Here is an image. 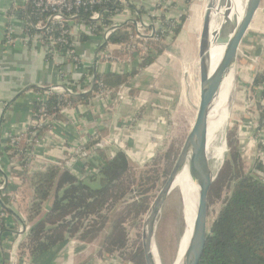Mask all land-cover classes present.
Instances as JSON below:
<instances>
[{"label": "trees", "instance_id": "obj_1", "mask_svg": "<svg viewBox=\"0 0 264 264\" xmlns=\"http://www.w3.org/2000/svg\"><path fill=\"white\" fill-rule=\"evenodd\" d=\"M138 10L147 11L144 6ZM22 16L23 13L20 14V17ZM128 37L127 31L118 28L108 41L116 45ZM81 40L87 42L89 37L83 36ZM158 46L159 44L155 43L156 52L143 55L142 60L136 62L128 71L95 73V79L102 80L113 93L110 107L115 104L120 85H129L141 80L144 77L141 76L144 74L142 71L147 65L158 68L154 73V81L156 80L168 60L164 50ZM160 58L163 59L159 60ZM263 84L264 71L255 76L251 87L255 91ZM48 85L49 82L33 85L31 89L40 91ZM93 90L92 84L85 85L83 89H75L76 93L69 94L66 98L75 107L80 103L88 104ZM143 91V87H137L131 88L129 92L132 96H142ZM262 93L264 95V86ZM60 102V96L52 93L47 101V109L53 119L61 122L66 120V117L61 112ZM257 105L261 110V122L264 119V104L258 101ZM31 107L32 111L37 110L35 102H32ZM142 112L138 116H142ZM33 119L36 120L37 117L33 116ZM49 127L50 124L44 125L39 134L47 131ZM230 130L232 132L228 137V156L211 186L208 204L222 198L225 190L228 192L211 223L200 264H264V180L256 174V170H260L264 176V164L258 158L249 164L242 155L238 125ZM109 131V127H98L86 143L88 148H94V153L100 161L98 164L85 160L83 164L72 168L50 164L33 171L26 168L22 156H18L10 146L8 137H1L3 147H0V159L7 157L10 175L18 179H28L33 188L28 219L34 222L28 230L23 246L34 264H51L73 237L86 244L102 237L98 251L100 257L103 254H107V257L117 255L128 264H143L139 249L130 243L126 217L133 213L143 215L148 208L149 199H140L134 194L138 190L140 194L145 189L142 186V189L132 187L131 163L126 150L117 148L114 156H110L105 148L97 146L101 138L109 135ZM28 138L29 133L24 132L20 144L22 148L27 146ZM258 146L261 147L259 143ZM16 156L18 162H12ZM175 157V151L168 152L167 159L170 164ZM152 159L158 162V157ZM87 166L96 167L97 171L90 173L86 169ZM4 172L0 167V175ZM15 189L16 185L1 190L2 202L6 203L5 200ZM47 202L50 206L42 214ZM5 209L8 211L6 207ZM106 229L107 232L104 233ZM0 231V243L4 244V237L11 229L5 222L0 224ZM4 255L7 264L10 253L6 247Z\"/></svg>", "mask_w": 264, "mask_h": 264}, {"label": "built area", "instance_id": "obj_2", "mask_svg": "<svg viewBox=\"0 0 264 264\" xmlns=\"http://www.w3.org/2000/svg\"><path fill=\"white\" fill-rule=\"evenodd\" d=\"M142 6L146 7V12L138 10ZM183 13L184 10H181L174 0H160L152 5L145 0H9L5 29L7 40L13 41L17 37L26 48L42 52L51 65L49 85L35 91L34 102L37 110L32 111L31 117L21 123L16 130L13 129L7 134L10 146L18 156H22L29 171L40 168V164L36 162L38 156H41L36 148L37 144L43 146L45 141L48 143L49 136H54L56 126L60 123L48 112L47 101L50 95L56 93L60 96L61 112L66 119L69 116L70 123L74 125L78 123L76 113L79 114L82 108L90 106L98 110L101 107L106 111L113 93L102 80L95 79V73L113 69L118 72L128 71L136 62L142 60L143 55L156 51L150 47L155 43H158L159 47L164 45V53L174 56L172 51L177 49L175 43L178 44V36L182 30ZM118 28L129 33L128 39L116 45L109 43V38ZM83 36H88L89 40L82 42ZM89 84H92L94 90L88 104L80 103L75 107L67 100L66 96L76 93L75 89H83ZM263 86L264 84L259 88L263 90ZM137 87L136 83L120 85L115 99L117 110L120 112L125 110V104L133 105L135 110L142 108L145 101L139 96H132L129 92L131 88ZM258 101L264 104L263 100ZM99 114L96 124L101 121L103 126H107L105 119L108 114L100 111ZM33 116L37 119L34 120ZM260 117L261 112L256 117L258 121L256 134L261 130L264 134V119L260 122ZM47 124H50L48 130L39 134L40 129ZM99 126L100 123L97 128ZM97 128L95 125L91 132L78 137L75 143L57 158L50 159L42 155L43 163L47 161L60 166L65 164L71 168L83 164L85 160L98 164L100 161L94 153V148L86 146ZM24 132L29 133V138L26 141L27 146L22 148L20 144ZM258 143L259 151L256 158L264 164V141ZM49 144L52 145V142L49 141ZM114 144L116 143H113L108 135L101 138L97 146L105 148L108 155L114 156L116 152V149H113ZM117 144L119 148L130 153L123 140ZM18 156L12 162H18ZM86 169L90 173L97 171L96 167L87 166ZM256 174L264 180L260 170H256ZM0 188H4V185L0 184ZM18 199L17 193L11 194L8 197L10 201L8 204L14 207ZM7 216L8 211L0 199V224L6 222ZM13 235L14 232L6 236L7 243L13 244ZM0 248L4 249L2 243ZM6 248L11 249L12 246ZM14 264L33 263L18 259Z\"/></svg>", "mask_w": 264, "mask_h": 264}, {"label": "rangeland", "instance_id": "obj_3", "mask_svg": "<svg viewBox=\"0 0 264 264\" xmlns=\"http://www.w3.org/2000/svg\"><path fill=\"white\" fill-rule=\"evenodd\" d=\"M177 1L179 3L182 2L181 0ZM206 2L207 0L186 1L184 4L185 13L182 14L183 19H181L182 30L180 36H178V44L176 45L177 42L175 43L177 49L176 51H172L174 56H168L164 53L168 56L169 61L170 59L174 60L173 64H175L179 70L177 82L179 87L176 86L177 83L175 81L176 84L172 83L177 90L178 102H176L178 104L175 112L170 114L165 120L162 138L158 142L154 138H149L151 143L155 142V147L150 153L143 152V149H146L148 144L145 142L147 140H143L137 147L135 146L132 149L127 147L130 150L128 157L131 163L130 172L133 176L132 187L139 188L142 186L143 189H145V191L140 194L139 190L134 194L140 199L142 197H147L149 199L148 208L143 215H136L133 213L126 217V225L129 231V238L131 239L130 243L139 249L143 264H145V261L141 249V233L144 220L152 202L160 192L177 161L186 137L194 123L197 112L199 101V41ZM262 6H264V0L262 1ZM197 8H199L197 10L199 12L195 14ZM254 33L251 26L244 38V43L240 47L238 65L231 86L232 89L230 88L227 95L228 97H226L224 102L225 104L220 110V116L223 118L222 125L215 133L214 143L211 147L209 146L210 162L214 172L217 173L216 177L228 156V137L230 132H232L230 129L238 125L242 155L249 164H252L258 156V141L261 143L264 141L262 130L260 133L256 134L258 124L256 117L261 112L258 108L257 101H264V98H262V90L259 87L255 89L256 92L251 87L255 76L259 72L264 71V57L260 55L262 51L264 52V27L257 30L256 35L258 37H252ZM150 47L156 50L154 45ZM161 49L165 51L164 45H161ZM176 60H178L177 64ZM165 66H163V68ZM159 73L155 81L167 80L169 78L165 72ZM141 82H143V80H141ZM105 122L107 123L105 127H108L109 122H107V119H105ZM99 123V127H103L100 121L97 122L96 128ZM109 130V136L113 143H116L114 146L118 147L117 143L120 142L118 141L119 138H114L112 136L114 129L111 130L109 127ZM122 132H130L129 134L135 137V132L132 133L130 131L129 125L122 128ZM54 136L53 139L55 138L58 140V138ZM125 140L126 139H124L123 142ZM172 150L177 153V157H175L173 163L170 164L167 159V154ZM52 156H55V154H52ZM153 157H158V162L154 161V159H152ZM46 162L47 161L44 162L45 166L52 164ZM0 177L3 178L4 174L0 175ZM227 192L228 191L225 190L222 198L219 200L215 199L211 204H208L210 223L213 222L222 207L223 197H225ZM127 197H129V195H127ZM185 231L186 223L182 194L177 190H172L159 212L155 227V242L161 264H176L184 247ZM106 232L107 229L104 233ZM102 239L103 238L100 237L93 243H95V245L98 243L101 244ZM100 244L99 246H101ZM106 255L107 254H103L101 257L104 264H128L126 260H122L117 255L113 257H107Z\"/></svg>", "mask_w": 264, "mask_h": 264}, {"label": "crops", "instance_id": "obj_4", "mask_svg": "<svg viewBox=\"0 0 264 264\" xmlns=\"http://www.w3.org/2000/svg\"><path fill=\"white\" fill-rule=\"evenodd\" d=\"M145 1L152 5L158 3L160 0ZM181 1L179 3L177 0H174L175 4L181 10H184V4L187 0ZM8 7L9 0H0V121L2 120L0 124V137L7 136L9 131L16 130L21 123L31 117V104L35 98V91L31 87L49 82L51 78V65L45 59L42 52L26 48L17 37L13 41L7 40L5 29ZM198 9L195 10V14L199 12L197 11ZM252 24L253 32H255V35L252 34V37H258L256 35L257 30L264 27V6L262 4ZM260 55L264 57V52L262 51ZM161 59L163 58L159 60ZM173 61V59L169 61L168 58L166 66L160 70L162 73L165 72L171 80L167 77V80L154 81V73L158 68L147 65L143 69L142 73L144 74L141 76L144 77L140 78L143 82L141 80L134 82L138 87H143L144 89V95L139 96V98L145 101V104L139 110L133 109V105L131 104H125V110L121 112L117 110L115 104L111 108L109 106L106 111L101 107L98 109L100 113L105 112L108 114V127L111 130L114 129L112 136L119 138L120 141L126 139L124 142L127 147L132 149L135 146L137 147L143 140H147L145 142L148 144L146 149H143V152L150 153L155 147V142L151 143L149 138H154L157 142L162 138L165 120L170 114L175 112L178 104L177 90L172 83L178 82L179 70L173 64ZM177 62L178 60H176V64ZM176 86L179 87V84L177 83ZM9 102L10 104L8 105L7 103ZM98 110L90 106L86 109H80L79 114L76 113L78 118L76 125L70 123L71 120L69 119L71 118L69 116L65 121H59L60 123L56 126V133L54 134V137L58 138V140L49 136V141L50 143L52 142V145L49 144V141L48 143L45 141L46 143L43 146L37 144L36 148L39 151V155H41L36 160L37 164H40V167L44 166L43 159L41 158L42 155L50 159L61 156L70 145L75 143L78 137L91 132L96 125V121H98V116L100 117ZM141 111H143L142 116H138ZM127 125L130 126L132 133L135 132V137H132L129 134L130 132H122V128H125ZM0 147H3L1 140ZM117 148L119 146H113V149ZM52 154H55V156H52ZM8 165L9 161L7 157L0 159V167L5 171L3 179L0 177V184H3L4 188L16 185V189L10 195L17 193L19 199L14 207L8 204L10 202L8 200L10 195L5 200L6 203L2 202L7 209L13 210H8L6 224L11 229L8 235H11L12 232H14V235L12 236L13 244L9 242L6 244L7 239L4 237V249L0 248V264H6L4 255L6 246H12L11 249L7 248L11 254L7 264H14L18 259L22 262L33 263L23 246L28 230L34 222L28 219L29 208L33 199V188L26 179L23 180L11 176ZM49 206V202L44 204L42 214ZM99 244H86L73 237L58 253L51 264H104L98 255Z\"/></svg>", "mask_w": 264, "mask_h": 264}, {"label": "water", "instance_id": "obj_5", "mask_svg": "<svg viewBox=\"0 0 264 264\" xmlns=\"http://www.w3.org/2000/svg\"><path fill=\"white\" fill-rule=\"evenodd\" d=\"M230 3V0H223L224 5ZM261 4L262 0H241V17L238 12L236 21L230 17V14L226 16L225 22L221 26V36L226 43L221 60L213 72L210 71L209 64L211 13L210 11L206 13L199 41V101L197 112L177 161L160 192L152 202L144 220L141 233V249L145 264H161L155 242L156 221L166 198L173 190L175 178L185 167H188L189 176L196 185L197 190L194 189L191 194V200H194L196 208L195 226L190 236H188L182 264H200L201 262L211 228L208 197L217 175L210 162L208 145L210 118L211 114L221 110L226 97H228L230 84L226 85V79L230 74H233L234 81L240 47ZM223 89L226 90L224 91L225 94L222 93ZM7 104L9 105L10 102ZM1 122L2 120L0 124ZM2 189L0 188V191ZM184 218L186 223L185 207Z\"/></svg>", "mask_w": 264, "mask_h": 264}, {"label": "bare ground", "instance_id": "obj_6", "mask_svg": "<svg viewBox=\"0 0 264 264\" xmlns=\"http://www.w3.org/2000/svg\"><path fill=\"white\" fill-rule=\"evenodd\" d=\"M230 1H231L230 4L224 5L223 0H207L205 5L204 19L208 11H210L211 13L210 16L211 43H210V51H209V64H210L211 72H213L217 68L218 63L221 60L222 52L224 50L226 43L223 37L221 36L222 23L225 22L226 16L228 14H230V17L235 21H236L237 12L240 14V17L242 15V7L240 6L241 0H230ZM204 19H203L202 30L204 26ZM202 30H201V34H202ZM232 81H233V74H230V76L226 79V85L228 86L230 84L228 88V92L230 91V88L233 84ZM224 91L226 90L223 89L222 93L225 94ZM219 112H215L214 114H211L210 125H209L210 136L208 140V145L210 147L214 143L216 131L222 125L223 118L220 116ZM194 189L197 190V187L192 182L189 176L188 167H185L178 174V176L175 178V181L173 183V190H177L180 192V194H182L183 205L185 207V212H186V223H187L186 231L184 234L185 236L184 247L182 249L181 254L179 255L176 264L183 263V256L185 253V249L187 247L188 236H190L191 231L192 229H194L195 226L196 208H195L194 200H191V194L192 192H194Z\"/></svg>", "mask_w": 264, "mask_h": 264}]
</instances>
